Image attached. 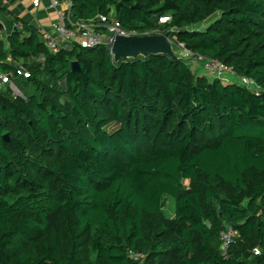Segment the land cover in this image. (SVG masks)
Masks as SVG:
<instances>
[{
    "label": "trees",
    "instance_id": "1",
    "mask_svg": "<svg viewBox=\"0 0 264 264\" xmlns=\"http://www.w3.org/2000/svg\"><path fill=\"white\" fill-rule=\"evenodd\" d=\"M100 15L260 89L167 54L115 62L106 45L51 53L30 26L0 34V69L30 71L23 95L0 89V264H264V0H72L106 32ZM226 224L240 235L225 256Z\"/></svg>",
    "mask_w": 264,
    "mask_h": 264
},
{
    "label": "built area",
    "instance_id": "2",
    "mask_svg": "<svg viewBox=\"0 0 264 264\" xmlns=\"http://www.w3.org/2000/svg\"><path fill=\"white\" fill-rule=\"evenodd\" d=\"M40 0H34V4L38 5ZM48 7L56 11V20L53 22L51 30L40 33V38L48 51L56 53L63 46L77 44L82 47L91 48L98 45H106L110 50L111 39L115 33L119 32L123 35H131L123 30L120 23L115 19H110V16L100 15L98 17L99 25H104L106 32H100L96 29L97 25L92 21L78 20L72 18V0H49ZM170 17L161 18L160 22H166ZM21 28V26H19ZM108 32H111L109 34ZM176 53L183 58L189 66H201L204 74L211 78H220L223 81H237L251 90L259 91V86L256 85L253 79L238 76L233 67L226 65L216 58L207 57L198 52H193L185 47L183 43L177 44ZM111 52V51H110ZM39 60L44 57L40 56ZM5 62L11 65V72L0 69V89L10 86L12 94L17 97L23 95L18 87L17 78L29 77L30 71L28 67L21 61L13 60L12 58L5 59ZM240 233L231 225L226 224L220 231V241L222 253L226 256L228 249L239 237ZM255 254H259L258 248L254 249ZM135 260H143L142 253L130 252Z\"/></svg>",
    "mask_w": 264,
    "mask_h": 264
},
{
    "label": "crops",
    "instance_id": "3",
    "mask_svg": "<svg viewBox=\"0 0 264 264\" xmlns=\"http://www.w3.org/2000/svg\"><path fill=\"white\" fill-rule=\"evenodd\" d=\"M48 1L40 0L39 4L35 5L34 0H0V22L4 26L2 38L6 39L15 28L28 33L30 30L26 29V26L39 33L51 30L57 14L48 7ZM192 68L204 73L201 66L194 65Z\"/></svg>",
    "mask_w": 264,
    "mask_h": 264
},
{
    "label": "water",
    "instance_id": "4",
    "mask_svg": "<svg viewBox=\"0 0 264 264\" xmlns=\"http://www.w3.org/2000/svg\"><path fill=\"white\" fill-rule=\"evenodd\" d=\"M16 30L18 29L15 28L14 31ZM3 33L4 26L0 22V34ZM110 51L115 62L157 54H167L172 58H179L169 40V32L144 35H123L117 32L111 39ZM73 67L75 70L79 69L77 61L73 62ZM4 137L9 139L7 134Z\"/></svg>",
    "mask_w": 264,
    "mask_h": 264
},
{
    "label": "rangeland",
    "instance_id": "5",
    "mask_svg": "<svg viewBox=\"0 0 264 264\" xmlns=\"http://www.w3.org/2000/svg\"><path fill=\"white\" fill-rule=\"evenodd\" d=\"M211 20L207 21L208 23L210 22ZM207 22H205L204 24L200 25L199 28H202L204 27ZM147 34H151V33H147ZM192 71L195 72V73H198V74H202L201 72H199L198 70L196 69H193L192 68ZM203 71V70H202ZM18 87L20 88V86L18 85ZM33 90V89H32ZM163 210H164V214L165 216L168 218V219H172L174 218L175 216V201L172 197L170 196H166L164 198V203H163Z\"/></svg>",
    "mask_w": 264,
    "mask_h": 264
}]
</instances>
